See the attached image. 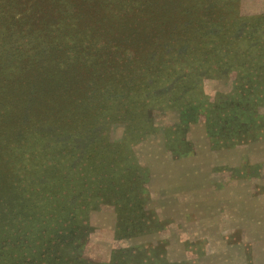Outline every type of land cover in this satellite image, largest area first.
Segmentation results:
<instances>
[{
  "label": "rangeland",
  "instance_id": "1",
  "mask_svg": "<svg viewBox=\"0 0 264 264\" xmlns=\"http://www.w3.org/2000/svg\"><path fill=\"white\" fill-rule=\"evenodd\" d=\"M263 15L264 0H0V264L48 241L62 264H264ZM173 61L188 78L131 83Z\"/></svg>",
  "mask_w": 264,
  "mask_h": 264
},
{
  "label": "trees",
  "instance_id": "2",
  "mask_svg": "<svg viewBox=\"0 0 264 264\" xmlns=\"http://www.w3.org/2000/svg\"><path fill=\"white\" fill-rule=\"evenodd\" d=\"M155 10H156V8H154V6L148 4V6H147V8L145 10V12H147L146 15L155 14V12H154ZM157 19H161V17L154 18V19H151V18L148 17V19H142V21H143V23L146 24L148 22H154ZM222 19H225V18H222ZM260 20L262 21V23H264V15L261 16ZM166 23H167V21H165L164 18H163L162 19V23L159 24V25H162V28H163ZM165 27H168V26L166 25ZM212 27H214V26H210V25L209 26H207V25L201 26V28H199V29L197 28V33L199 34L200 37H206V35H208V33L210 31L208 28H212ZM220 31L224 33V29H222ZM146 36H147L146 39H148V38H154V37H151L149 35H146ZM135 39L136 38L132 36L130 38L129 43H132L133 40H135ZM159 39L161 40V37ZM168 43H170V42H168ZM188 43L190 45H193L194 48L197 47V49L203 50V49L206 48V46L204 45V42H198V43H196V42H188ZM161 45H162V43H161ZM149 47L150 46H149L148 41H145L144 44H143V49L144 48H149ZM247 48H248V46H247ZM153 53L154 52H152L150 54L149 59H152L153 58L152 57L153 56ZM225 57H227V56H225ZM176 62H178V61H173L170 64H167L166 63V65L156 64V65H154V68L153 69H151L148 66L147 67H142L139 70V74H133V75L129 76L131 78L130 80L132 81L131 83L137 84L138 82L143 81L146 84H148L151 87H153V89L157 85L163 86V85H167L169 83H172L173 78H174V75H175L174 74L173 67H175L174 65H177ZM223 70H224V68H221V69H219V72L222 73ZM187 73L188 72H185L184 73V75L186 74L185 76H183L180 73L179 74H176L175 76L182 75V76H180V79L179 80H183L184 78H188V74ZM100 117H95V118L96 119H100ZM106 119H108V118H105L104 120H106ZM90 125L93 126V125H96V124H94V122H93V124H90ZM98 140H102V138H99ZM70 227L73 229V226L72 225ZM69 234L70 233H68V235H66V234H57V237L58 238H60V239H63L64 238V240L62 242H60L59 244H61V245L62 244L63 245L65 244L66 245V243L69 240ZM25 242L28 243L27 241H25ZM59 244L58 243H54L55 246H57ZM42 247H45V248L42 250ZM35 251L37 253L36 255H39L36 258L35 257H32V256H29L28 258H22L21 260H14L12 262H9L8 264H39L41 258H43V259L47 258L48 259L49 258V255H53V258H51L52 260L58 261V263H56V264H62V261H60V258L61 257L60 256H57V252H58L57 249L54 246H50V241H48L45 244H40V245L36 246L35 247ZM161 261H160V263H161ZM125 262L127 263V260L126 261L124 260L123 263H122L121 260H117L116 264H126ZM130 262L131 261L128 260V263H130Z\"/></svg>",
  "mask_w": 264,
  "mask_h": 264
}]
</instances>
